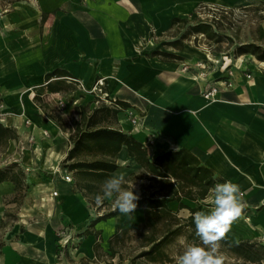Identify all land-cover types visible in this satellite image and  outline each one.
I'll return each instance as SVG.
<instances>
[{
  "label": "crops",
  "instance_id": "1",
  "mask_svg": "<svg viewBox=\"0 0 264 264\" xmlns=\"http://www.w3.org/2000/svg\"><path fill=\"white\" fill-rule=\"evenodd\" d=\"M134 1L133 11L126 5H100L116 15L108 17L84 7L82 0H0V125L10 129V139L0 144V169L17 163L20 167L10 170V178L28 172L23 183L46 186L38 206L30 209L18 206L24 186L16 192L13 183L0 184V201L10 198L18 217L6 233L0 264H83L95 258L97 243L108 247L119 230L144 222L143 209H136L131 216L116 215L110 235L98 230L104 225L94 220L113 208V200H104L102 207L90 205L74 189L73 175L63 170L76 125L82 129L83 114L98 108L70 79L84 90L103 79L108 97L128 105L111 127L133 137L151 159L183 150L214 178L238 184L245 193L246 215L231 225L225 239L264 247V62L240 57L227 67L233 87L220 90L214 102L206 101L202 93L224 78L221 60L202 71L195 66L206 61H198L201 53L190 55L184 49L175 53L182 61H162L135 47L141 20L146 18L163 34L172 19L190 14L197 2ZM160 1L167 4L160 8ZM153 49L145 46L142 51ZM117 164L119 170L110 176L123 172L130 186V177L138 175L141 186L134 192L140 197L147 173L125 148ZM65 175L71 183L64 181ZM182 202L191 209L196 204ZM66 226L78 234L73 241L77 248L67 246L58 253V235Z\"/></svg>",
  "mask_w": 264,
  "mask_h": 264
},
{
  "label": "trees",
  "instance_id": "2",
  "mask_svg": "<svg viewBox=\"0 0 264 264\" xmlns=\"http://www.w3.org/2000/svg\"><path fill=\"white\" fill-rule=\"evenodd\" d=\"M226 18L223 16L221 19ZM177 25H181L182 28L173 32ZM220 26L221 23L215 19L193 23L187 18L175 17L171 21L170 28L162 34L167 36V40L162 41L159 46L165 51L154 50L151 53L144 52L143 55L157 57L162 61H182V58L175 53L182 52L185 43L190 42L191 39L197 41L202 37L216 44L231 41V38L222 36ZM168 50L172 52H167ZM247 54L254 56L259 62H264V49L253 44L235 48L233 57ZM127 107V104L115 101L110 106L94 109L88 116L83 114L82 129L76 125L73 147L68 152L62 168L73 175L74 189L95 207L96 196L102 192L103 182L119 170L117 159L121 149L125 148L128 157L147 173L145 176L147 183L142 186L136 208L144 211V222L134 231L142 249L137 258L143 259L148 264H171L173 261L166 250L178 240H183L184 247L202 244L196 235L193 222L197 210L189 208L182 201L184 199L191 203L204 201L209 190L223 181L214 178L209 169L200 165L192 154L183 150L164 152L151 159V155L143 145L130 135L111 127L117 114ZM8 139H10V129L0 125V144ZM16 167H20L19 164L10 163L0 169V184L11 182L16 192H20L24 185L30 184L23 183L24 173L21 171L10 178V170ZM172 203L177 205L176 211L170 208L169 205ZM104 205L103 201L100 207ZM182 210L188 211L189 215L186 217L179 215V211ZM118 214L119 211L114 210L113 207L98 216L94 222L106 221L109 217ZM245 215L246 210L242 216ZM128 233L129 230L122 229L110 238L108 251L112 255H115L114 245ZM2 247L3 244H0V252ZM62 248L57 243L58 253ZM95 250H97L96 246ZM218 254L237 263H264V247L252 241L230 243L223 239L220 241Z\"/></svg>",
  "mask_w": 264,
  "mask_h": 264
},
{
  "label": "rangeland",
  "instance_id": "3",
  "mask_svg": "<svg viewBox=\"0 0 264 264\" xmlns=\"http://www.w3.org/2000/svg\"><path fill=\"white\" fill-rule=\"evenodd\" d=\"M123 0H118L116 2H109L107 3V0H82V4L84 7L91 8L94 11H99L100 13L103 12L102 15L108 16V17H115V14H112L111 12H107V10L99 9L100 5H126L128 7V11L132 10V7L136 4L134 0H126L125 2H122ZM193 1V0H192ZM197 3L195 5V8L190 14L185 15L181 18H187L190 22L197 23L201 20H209L210 16H214L218 11L227 10L229 12V16L226 19H222L221 26H220V33L222 36H225L226 38H231V41H223L221 44H216L215 42L211 43L210 41L205 40L202 37H199L197 41L195 39H191L190 42L185 43L184 49H186L190 55L192 54H200L203 57H200V60L206 59L205 62H198L204 63L207 65L206 70H208V67L212 64L207 60V58H210L211 60H217L227 57L231 59V64L236 63L240 57L243 58H254L252 55H243L239 57H233V54L235 53V48L239 46L244 45H256L264 49V1L259 0H237L236 2L227 3L224 4L222 2H219L218 0H195ZM138 4V3H137ZM160 8L165 6L167 3L160 1ZM99 14V13H98ZM127 14H129L127 12ZM101 15V14H100ZM145 20H141L140 27L142 28V33L140 34V38L137 40V43L135 44L136 49L138 52H142V54L145 51H142L145 46H149L150 48H154L153 50H160L165 51L162 49L159 45L162 41L167 40V36H163L161 33H157V30L151 23H148L146 18ZM179 28H182L181 25H177L173 32H176ZM181 32V30H180ZM223 37V40L224 38ZM152 52V51H151ZM167 52H172L171 50H168ZM206 56V57H204ZM252 60V59H250ZM256 60V59H255ZM259 62L258 60H256ZM196 64V65H197ZM195 65V66H196ZM218 66V65H217ZM205 70V71H206ZM83 94L87 96L93 97L92 102L96 104V106H102L103 103H98L97 98L94 97V95H91L87 92L81 91ZM10 164V163H9ZM8 163H5V165H2L1 168H4L5 166L9 165ZM24 178L26 176L30 175L28 172H24ZM130 181V186L134 183V191H138L140 189V183H139V176L136 175L134 179L130 177L128 180ZM127 181V182H128ZM30 184V183H28ZM139 184V186H138ZM127 185H124V187H130ZM24 194L18 198V206L29 207L30 209L36 208L38 206V203H40V199L46 192V186L39 185L37 188L33 185H24ZM35 189V190H34ZM171 209L174 211L176 210V206L174 203L169 205ZM191 206H194L193 208L197 211H210L213 207L212 199L207 200L206 202L203 201H197L196 204H191ZM6 207V208H5ZM17 209V207H15ZM10 209V198H5L0 201V244L4 243V240L6 238V233L10 228V225L13 222L18 221V217H16L14 214H17L16 209ZM109 209L105 208L104 211L100 214H103L104 212H107ZM181 216H188L189 212L184 210L179 213ZM97 226L104 225V227L99 228L98 230H103L105 234H111L114 226L115 221L114 217H109L106 219V221H100L96 224ZM136 229H127L129 230V233L125 235L120 242L114 245V251L115 255H112L111 252L108 251L107 245H104L103 247L100 246L99 243L96 244L97 250L95 251V258L94 259H85V262L83 264H148L143 259H138V254L142 251L140 247V242L137 240V237L134 233ZM61 232V231H60ZM58 239L60 237L58 236ZM189 247V245L185 246L183 245V240H178L174 245H172L169 249H167V253L171 257V260L173 263L176 264L177 259L180 255L183 254L185 249ZM223 257V264H243V263H237L233 260H230L229 258ZM78 264H82L79 262Z\"/></svg>",
  "mask_w": 264,
  "mask_h": 264
},
{
  "label": "clouds",
  "instance_id": "4",
  "mask_svg": "<svg viewBox=\"0 0 264 264\" xmlns=\"http://www.w3.org/2000/svg\"><path fill=\"white\" fill-rule=\"evenodd\" d=\"M125 175L120 172L106 179L102 192L96 196V203L100 205L104 200H113L114 210L131 216L140 197L133 190L134 183L124 187ZM212 192L211 210L197 211L193 216L196 235L202 244L187 247L176 264H223V257L218 254L220 241L226 238L231 225L242 217L247 203L244 200L245 193L232 181L217 183Z\"/></svg>",
  "mask_w": 264,
  "mask_h": 264
},
{
  "label": "built area",
  "instance_id": "5",
  "mask_svg": "<svg viewBox=\"0 0 264 264\" xmlns=\"http://www.w3.org/2000/svg\"><path fill=\"white\" fill-rule=\"evenodd\" d=\"M223 16L228 17L229 16V12L227 10H222V11H218L216 14H214V16H210L212 18L210 19H215L217 22H221V18ZM220 59L217 60H208L209 62H211L212 64L215 65H219V61ZM222 61V67L226 66L225 68V75L224 78H222L219 81H216L215 83L212 84V86L208 87L203 93H202V97L209 102H214L218 92L220 90H226V89H231L232 83H231V78H232V71L229 70L227 67L230 66L231 64V59L227 58V57H223L221 58ZM197 68L201 69L202 71L206 70L207 65L204 63H199L196 65ZM245 77L247 78V80H249L251 78V74L247 73L245 75ZM70 81L76 85H78V88H81V91L83 92H87L91 95H94L95 98H97V102L98 103H103L105 105H111L112 103H115L116 100H112L108 97V95L104 92L103 88H104V80L100 79L98 80L95 85L90 89V90H84L82 89V86H80V84L78 83V81L76 80H72L70 79ZM130 116L132 115L131 113L129 114ZM2 114H0V120H2ZM133 123H135V119L132 120ZM63 179L65 182L67 183H71L72 179L70 178V175H65L63 176ZM214 188V187H213ZM212 188V189H213ZM212 189L209 190L206 199L203 202H206L207 200L213 199V192ZM60 237L59 239V244L63 247L66 248L67 246H72L73 250L75 251L77 248L76 243H73L75 238H78V234L75 232L74 228H71L69 226L64 227L61 232L58 235ZM76 247V248H75Z\"/></svg>",
  "mask_w": 264,
  "mask_h": 264
},
{
  "label": "bare ground",
  "instance_id": "6",
  "mask_svg": "<svg viewBox=\"0 0 264 264\" xmlns=\"http://www.w3.org/2000/svg\"><path fill=\"white\" fill-rule=\"evenodd\" d=\"M29 144V143H28Z\"/></svg>",
  "mask_w": 264,
  "mask_h": 264
}]
</instances>
